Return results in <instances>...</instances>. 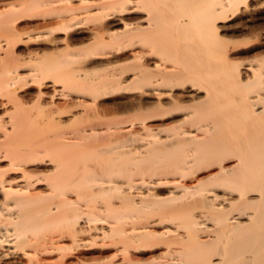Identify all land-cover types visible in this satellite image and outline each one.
Wrapping results in <instances>:
<instances>
[{"label":"bare ground","instance_id":"6f19581e","mask_svg":"<svg viewBox=\"0 0 264 264\" xmlns=\"http://www.w3.org/2000/svg\"><path fill=\"white\" fill-rule=\"evenodd\" d=\"M0 264H264V0H0Z\"/></svg>","mask_w":264,"mask_h":264}]
</instances>
